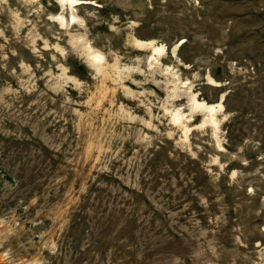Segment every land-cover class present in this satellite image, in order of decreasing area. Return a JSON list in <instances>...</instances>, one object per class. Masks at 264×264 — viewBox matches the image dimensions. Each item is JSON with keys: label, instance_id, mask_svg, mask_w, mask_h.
<instances>
[{"label": "rangeland", "instance_id": "obj_1", "mask_svg": "<svg viewBox=\"0 0 264 264\" xmlns=\"http://www.w3.org/2000/svg\"><path fill=\"white\" fill-rule=\"evenodd\" d=\"M80 1L0 0V264H264V0Z\"/></svg>", "mask_w": 264, "mask_h": 264}, {"label": "bare ground", "instance_id": "obj_2", "mask_svg": "<svg viewBox=\"0 0 264 264\" xmlns=\"http://www.w3.org/2000/svg\"><path fill=\"white\" fill-rule=\"evenodd\" d=\"M62 2H64L65 0H61ZM70 6H76L77 4L83 2V1H78V0H68ZM67 4V3H66ZM76 17L73 13H71L70 17H66L62 14H58L55 16V18L53 19L54 21H58L61 24H66V23H76Z\"/></svg>", "mask_w": 264, "mask_h": 264}]
</instances>
